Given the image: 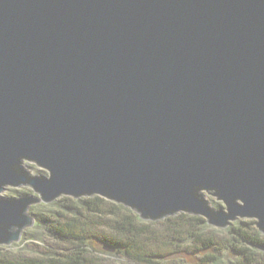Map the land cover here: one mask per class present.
<instances>
[{
    "label": "water",
    "instance_id": "obj_1",
    "mask_svg": "<svg viewBox=\"0 0 264 264\" xmlns=\"http://www.w3.org/2000/svg\"><path fill=\"white\" fill-rule=\"evenodd\" d=\"M21 187L0 246L61 197L264 235V0H0V193Z\"/></svg>",
    "mask_w": 264,
    "mask_h": 264
},
{
    "label": "trees",
    "instance_id": "obj_2",
    "mask_svg": "<svg viewBox=\"0 0 264 264\" xmlns=\"http://www.w3.org/2000/svg\"><path fill=\"white\" fill-rule=\"evenodd\" d=\"M58 202L64 203L63 210H50ZM30 214L42 229L41 237L33 238L41 244L28 245L35 254L7 253L0 247V264H109L107 257L114 256L133 264H171L166 259L178 252L203 253L198 264H264V235L255 220H240L227 234H219L202 217L180 213L142 221L130 209L99 196L61 197L31 207ZM105 247L115 250L103 251ZM229 249L238 256L234 261L222 258Z\"/></svg>",
    "mask_w": 264,
    "mask_h": 264
},
{
    "label": "rangeland",
    "instance_id": "obj_3",
    "mask_svg": "<svg viewBox=\"0 0 264 264\" xmlns=\"http://www.w3.org/2000/svg\"><path fill=\"white\" fill-rule=\"evenodd\" d=\"M25 166L28 170L31 171V173L33 175H48L45 171L39 169L38 167H36L33 164L27 163V164H25ZM30 193H32V191L27 187H21V188H15V189L8 188L3 193H0V197L17 198V197H20V196H23L26 194H30ZM206 198L210 201L211 205L214 208H221L223 205L221 202H218L216 200V198H214V197L207 195ZM54 203H56V201ZM212 203H214L216 206L213 205ZM63 204H64L63 202H58L50 210H52L53 212L58 211V210L61 211V210H63V208H62ZM40 205H44V204H40ZM48 205H50V204H48ZM218 205H220L221 207H217ZM40 211H43V209H40ZM29 213H30V209H29ZM239 221L240 220H237L231 224L238 223ZM211 228L213 230L220 231V232H218L219 234L220 233L221 234H227V230H229L230 226L228 228H226L225 230L216 229L213 227H211ZM41 232H42V229L36 228V224L34 223L33 227L26 228L23 231L21 240L19 242L13 243L9 246H3L2 245L0 247L4 248L5 252H7V253H11V252L12 253H21L23 255L31 256V255L35 254V252H34V250L28 248V245L34 244V243L35 244H41L40 239H38V240L33 239L35 237V235L40 236ZM98 249L102 250V246L99 247ZM103 251H106V250H103ZM202 255H203V253H200L196 256H192V255L185 253V252H180V253L178 252L177 254L167 258L166 261L171 262V264H198L199 263V257H201ZM105 257H107V256H105ZM237 257L238 256L235 253H233L231 251V249L225 250L223 252V255H222V258H224L225 261H227V260L234 261V259H236ZM107 258H110V260H111L109 262V264H133L131 262H128L126 260H123V259H121L119 257H115V256L114 257H107Z\"/></svg>",
    "mask_w": 264,
    "mask_h": 264
}]
</instances>
